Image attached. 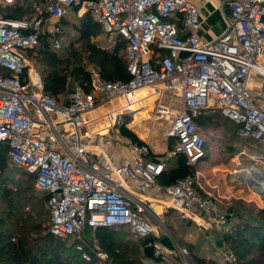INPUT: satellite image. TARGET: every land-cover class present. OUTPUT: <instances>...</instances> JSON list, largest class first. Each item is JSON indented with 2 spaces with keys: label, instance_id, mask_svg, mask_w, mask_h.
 Here are the masks:
<instances>
[{
  "label": "built area",
  "instance_id": "1",
  "mask_svg": "<svg viewBox=\"0 0 264 264\" xmlns=\"http://www.w3.org/2000/svg\"><path fill=\"white\" fill-rule=\"evenodd\" d=\"M16 3L0 0V148L48 196L49 232L77 240L86 262L115 264L98 244L81 238L86 229L124 228L137 240L153 238L145 245L153 251V264H190L187 249L171 241L174 250H168L161 243L168 236L157 237L166 225L156 207L179 214L207 239L224 228L229 215L216 197L200 191L196 174L170 185L160 180L181 156L192 169L206 159L207 140L197 124L204 110L219 112L238 125L239 136L264 146V109L253 85H264V0H227L228 29L212 42L201 39V8L188 0H43L33 6L30 20L4 17L2 9ZM73 8L79 17L90 13L110 39L125 41L130 79L107 80L84 59L90 90L76 86L60 102L44 92L27 52L43 37L55 52L65 51L70 42L58 23ZM48 17L55 23L49 25ZM153 87L159 98L179 94V110L160 105L154 111L156 120H170L168 136L175 141L164 157L148 142L121 134L122 127L133 131L137 125L128 117L139 123L128 104ZM105 107L115 110L107 120L109 135L129 150L123 163L88 128L87 114ZM221 259L236 262L233 253Z\"/></svg>",
  "mask_w": 264,
  "mask_h": 264
},
{
  "label": "rangeland",
  "instance_id": "2",
  "mask_svg": "<svg viewBox=\"0 0 264 264\" xmlns=\"http://www.w3.org/2000/svg\"><path fill=\"white\" fill-rule=\"evenodd\" d=\"M71 11L72 13H68L67 17L58 24L63 29L65 36L68 38V42L71 43L74 50H81L83 42H78L80 36L78 27L83 25L85 19L89 16V13L77 17L76 8H73ZM94 30L96 34L92 37L91 42L97 44L99 47L112 51L117 44H122V39H110V36L105 34L101 27L95 25ZM58 54L60 55L59 57L61 60H67L69 54L68 48ZM120 54L124 57V50H121ZM28 58L32 61L35 67L38 68L40 64L42 70V64L39 62L37 53H34L33 55L29 54ZM82 58L81 63L83 64V60L86 58ZM77 84V82L73 83L72 89L75 88ZM253 85L256 86V89H254L256 101L264 108V85L260 80H255ZM151 89L157 90L155 87ZM178 96L179 94L177 93L165 94L161 98L150 102L149 105L147 104L146 107L153 116L148 122L143 121V115L137 117L139 123H135L134 118H127V121L131 124H137L132 127L133 132L139 139L148 142L152 151H155L156 153L160 149L164 150L165 146L167 154L168 148L175 143V141L168 136L170 120H156L154 118V111L156 107L160 105L169 107L172 110H179ZM62 100H64V97L60 98V101ZM204 114L205 116H211L212 118L204 125H199L207 140V156L204 162L194 169V174H196L198 179L200 191L205 195L214 196L220 201L223 210L229 215V221L224 228L213 230L210 233L209 239H207L204 234H195L194 232H196V228L192 224H187L179 214L164 209L163 211H160L158 208L156 210L157 212H160V219L165 222L166 228L165 232L159 230L157 237L166 235L177 245L178 248L181 247L187 249L190 264H196V256L202 258L205 262L217 261L220 264H241L238 261L227 263L222 261L221 257L224 254H229L233 251L231 241H228L227 236H236L244 224L253 226L259 221L258 212L261 209L259 206L261 205V201L264 200V197L257 193L248 183L236 179L234 175L241 169L257 167L264 176V163H262L264 162V146L260 142L249 141L239 136L238 125L229 119L224 118L219 112L204 110L203 115ZM105 123V131L102 130L98 138L107 141L111 140L108 143L109 150H107L108 153L112 152V154H110L111 156L116 154L122 160L126 159L127 150L122 147L126 145L117 141L115 137L109 135L110 127L108 121ZM106 129L108 130L106 131ZM237 147L242 150L238 151ZM2 149H4V147H1L0 151ZM256 155L260 157V159H255ZM7 162V166L2 172L4 185L13 192L27 188L29 189L30 194L34 195L35 200L42 201L44 215L40 220V224L43 234L49 233L50 212L47 207V202L45 201L46 195L35 189V178L32 174L23 168L11 165L8 155ZM32 205L33 204L24 205V207L21 208L20 213L31 212ZM9 212L7 203L0 198V215ZM115 230H118L116 236L119 238L120 242L129 245L130 250L134 251V259L137 264H153L152 260L146 258L144 255L142 240L135 239L124 228H118ZM81 238L87 240L91 244H98L96 235L93 233L84 232ZM218 240H222V246L217 244ZM64 242L70 248L74 243H77V240L70 239L64 240ZM69 252L70 251L68 250L66 257L69 256ZM253 254H255V252Z\"/></svg>",
  "mask_w": 264,
  "mask_h": 264
},
{
  "label": "trees",
  "instance_id": "3",
  "mask_svg": "<svg viewBox=\"0 0 264 264\" xmlns=\"http://www.w3.org/2000/svg\"><path fill=\"white\" fill-rule=\"evenodd\" d=\"M10 8L2 9L4 17L15 20H30L35 15L34 10ZM88 15L83 25L78 27L80 34L78 42H83L82 48L81 50H74L70 43L67 47L69 52L67 60H61L58 52L53 50L51 40L48 37H43L38 48L30 49L27 52V55L37 53L39 62L42 64V70L40 64L38 69L42 75L44 92L55 97L58 101L61 97L65 99L74 90L72 84L75 82L78 83L77 86L83 87L86 91L90 90L91 79L85 66L81 63L82 57L96 66L107 80L128 81L130 79L127 71L125 41L119 38L122 44H117L112 51L103 49L91 42L92 37L96 34L95 25L101 26L93 20L90 13ZM23 16L25 19L22 18ZM121 50L125 52L124 57L120 54ZM210 119H212L211 116L202 114L197 119V124L198 126L204 125ZM121 134L131 137L134 141H141L127 127L121 128ZM173 145L174 143L168 150H171ZM7 155V148L0 151V170L2 172L8 163ZM174 165L164 173L160 180L162 184L170 185L178 178L194 175V169L187 165L185 157H179ZM2 177L3 174L0 173V198L7 203L10 212L0 215V264H98L96 261H84L77 250V243L69 248L64 240L54 237L50 232L43 234L40 224L44 215L42 201L35 200L34 195L30 194L27 188L13 192L4 185ZM45 201H48L47 195ZM27 204H33L32 211L20 213L21 208ZM258 218L259 221L255 225H249V227L244 224L236 236H227L228 241H231L232 253L236 256V262L264 264V207L259 210ZM115 229L118 228L86 229L85 232L95 234L98 246L108 252L114 260H118L121 264H137L134 259V251L130 250L129 245L120 242L116 236L118 230ZM151 240L153 238L143 241L142 245L144 246L145 257L152 260V249L145 247ZM68 250L70 254L66 257ZM254 252L255 254H253ZM195 263L220 264L217 261L205 262L197 256Z\"/></svg>",
  "mask_w": 264,
  "mask_h": 264
},
{
  "label": "crops",
  "instance_id": "4",
  "mask_svg": "<svg viewBox=\"0 0 264 264\" xmlns=\"http://www.w3.org/2000/svg\"><path fill=\"white\" fill-rule=\"evenodd\" d=\"M41 1L43 0H18L15 6H12L10 9H14L18 7V8L29 9V11H33L34 10L33 6L35 4H40ZM188 1L198 6L199 8H201V15H200L201 28L199 31V35L203 41H206V42L215 41L221 38L226 33L228 29V24H229V8L227 6V0H188ZM68 13L70 14L72 13V11L69 10ZM76 16H77V13H76ZM22 18L25 19V16H23ZM47 19H48L49 25L55 23V21L51 19L50 17H48ZM158 91H159L158 89L157 90L152 89L150 91L142 92V94L144 95L138 94L139 98L134 103H131V105L133 106L134 104L141 102L142 103L141 105L142 106L144 105L145 107L139 112H136L137 117L141 116L143 113L152 114L151 112H149L146 105L147 104L149 105L150 102L154 101L155 99L157 100V98L154 97V95H157ZM114 114H115V110L114 109L109 110L107 107L99 108L95 110L94 112L87 114L88 128L90 130V134L100 133L102 130H104L106 127L105 122L108 119H112L114 117ZM92 125L94 126L93 129H92ZM107 130L108 129H106V131ZM93 140L96 141L97 137H93ZM110 141L111 140L107 141L102 138H99L98 140V142L107 150H109L108 143ZM122 147L125 150H127V157L124 160L119 158L116 154H113V156H111L110 154H112V152H109L110 157H112L115 161L120 162V163L127 161L129 158L128 148L126 146H122ZM153 152L157 156L166 155V147L164 146V150L160 149L157 153L155 151ZM175 163L176 162L173 161L171 163V166H173ZM256 176L257 175H254L255 178ZM259 207L261 209L264 207V200L261 201V205ZM158 208L160 211H163V207L161 206L156 207V209ZM183 220L186 221L187 224H190L187 220L185 219ZM194 233L200 235V233H198L197 231Z\"/></svg>",
  "mask_w": 264,
  "mask_h": 264
},
{
  "label": "bare ground",
  "instance_id": "5",
  "mask_svg": "<svg viewBox=\"0 0 264 264\" xmlns=\"http://www.w3.org/2000/svg\"><path fill=\"white\" fill-rule=\"evenodd\" d=\"M254 82H253V84H254ZM150 90H152V89L151 88H146V89H143L140 92H138V94L144 95V94H142V92H146V91H150ZM159 96H160V92L158 91V94L154 95V97H156L158 99ZM137 98H139V97H137ZM138 103L134 104L133 106L131 105V103H129L128 106L130 108H133L135 111L139 112L145 106L144 105L142 106L141 102H138ZM142 115L144 116L143 121H145V122H148L149 120H151L153 118L152 114L143 113ZM93 128H94V126L92 125V129ZM254 175H257L256 178L254 177ZM234 177L236 179H239V180H241L243 182H246L249 185L253 186L254 190L256 192H258V193L259 192L261 193L262 191H264V176H263V174L260 172V170L257 167H254V168L247 167L245 169H241V170H239L238 172L235 173Z\"/></svg>",
  "mask_w": 264,
  "mask_h": 264
},
{
  "label": "water",
  "instance_id": "6",
  "mask_svg": "<svg viewBox=\"0 0 264 264\" xmlns=\"http://www.w3.org/2000/svg\"><path fill=\"white\" fill-rule=\"evenodd\" d=\"M188 56V53H183L182 54V57H187ZM237 150L238 151H241V148H238L237 147ZM261 194V196L262 197H264V192H262V193H260ZM161 243H162V245L166 248V249H168V250H174V247H173V245H172V243H171V240H170V238H168V237H164V238H162L161 239ZM217 244L219 245V246H222V240H218L217 241ZM114 263L115 264H121L118 260H114Z\"/></svg>",
  "mask_w": 264,
  "mask_h": 264
}]
</instances>
